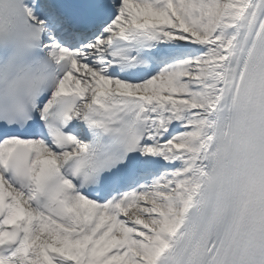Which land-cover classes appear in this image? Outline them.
Listing matches in <instances>:
<instances>
[{"label": "snow or ice", "instance_id": "1", "mask_svg": "<svg viewBox=\"0 0 264 264\" xmlns=\"http://www.w3.org/2000/svg\"><path fill=\"white\" fill-rule=\"evenodd\" d=\"M0 264H264V0H0Z\"/></svg>", "mask_w": 264, "mask_h": 264}]
</instances>
